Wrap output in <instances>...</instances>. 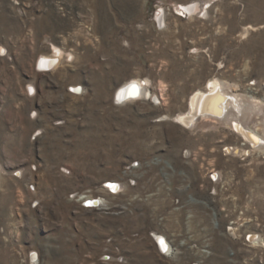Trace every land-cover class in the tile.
Instances as JSON below:
<instances>
[{"label":"rangeland","instance_id":"obj_1","mask_svg":"<svg viewBox=\"0 0 264 264\" xmlns=\"http://www.w3.org/2000/svg\"><path fill=\"white\" fill-rule=\"evenodd\" d=\"M209 80L264 104V0H0V264H264V155L179 121Z\"/></svg>","mask_w":264,"mask_h":264},{"label":"bare ground","instance_id":"obj_2","mask_svg":"<svg viewBox=\"0 0 264 264\" xmlns=\"http://www.w3.org/2000/svg\"><path fill=\"white\" fill-rule=\"evenodd\" d=\"M184 12L191 15L197 10L196 4L182 6ZM160 18V24L163 23ZM163 26V24H162ZM38 66L41 72H53L57 70L61 62V51L55 47L52 54L39 56ZM132 86L125 83L120 86L117 94L118 103L127 104L138 100H147L151 97L149 91L144 88L139 81H131ZM34 89L30 88L33 93ZM188 111L179 116V121L188 129H196L200 126L217 127V125L228 127L234 132L240 140L242 147L226 148L228 155L251 156L264 155V104L251 97L234 93L232 89L227 88L223 82L209 80L208 85L203 90H196L189 100ZM206 126H205V125ZM219 175L214 179L218 180ZM120 189L115 183L108 186L111 193H117ZM86 200V197H82ZM81 198V199H82ZM90 201V199H89ZM103 201L92 202L93 207H103ZM92 207V206H91ZM254 244H263L259 237L251 236L249 238ZM156 243L162 252L169 253V245L162 237H157ZM32 263L38 261L36 254L31 256Z\"/></svg>","mask_w":264,"mask_h":264},{"label":"flooded vegetation","instance_id":"obj_3","mask_svg":"<svg viewBox=\"0 0 264 264\" xmlns=\"http://www.w3.org/2000/svg\"><path fill=\"white\" fill-rule=\"evenodd\" d=\"M115 185H118V184H115ZM92 202L97 203V202H99V201H92V200H91V201L87 202V206H88V207H91V206L93 207Z\"/></svg>","mask_w":264,"mask_h":264},{"label":"built area","instance_id":"obj_4","mask_svg":"<svg viewBox=\"0 0 264 264\" xmlns=\"http://www.w3.org/2000/svg\"><path fill=\"white\" fill-rule=\"evenodd\" d=\"M94 201V200H93ZM248 239H249V237H248Z\"/></svg>","mask_w":264,"mask_h":264}]
</instances>
